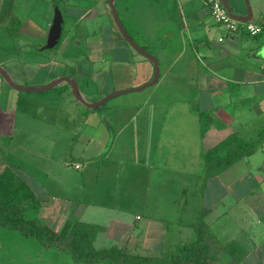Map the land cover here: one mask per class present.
I'll return each instance as SVG.
<instances>
[{
  "label": "crops",
  "instance_id": "0c3cea01",
  "mask_svg": "<svg viewBox=\"0 0 264 264\" xmlns=\"http://www.w3.org/2000/svg\"><path fill=\"white\" fill-rule=\"evenodd\" d=\"M228 1L246 15L245 0ZM249 2L255 23L264 24V0ZM110 3L0 0V67L22 86L76 79L90 103L152 82L153 63L122 36ZM114 4L133 40L158 59L155 85L88 109L66 83L33 97L0 76V138L11 142L20 127V152L24 139L37 136L52 138L49 151L67 144L64 152L77 153L71 161L46 158L32 175L20 157L18 165L2 159L11 149L0 140V166L10 167L35 194L25 204L27 215L56 231L68 220L97 226L96 250L117 247L147 257L195 242L194 225L203 219L218 245L244 249L241 260L225 254L217 264H264V227L259 244L253 230L264 225V33H229L200 0ZM25 9L31 13L26 18ZM57 14L62 35L50 47ZM10 48L26 58L17 60ZM23 93L37 105L19 124L12 114ZM230 137L253 145L254 153L209 174L205 155L226 158L221 146ZM169 239L171 249L156 250Z\"/></svg>",
  "mask_w": 264,
  "mask_h": 264
},
{
  "label": "trees",
  "instance_id": "16d2710c",
  "mask_svg": "<svg viewBox=\"0 0 264 264\" xmlns=\"http://www.w3.org/2000/svg\"><path fill=\"white\" fill-rule=\"evenodd\" d=\"M221 147L228 152L226 158L215 157V152L205 155L209 174L214 170L222 172L254 153L253 145L250 147L237 137H230ZM34 197L31 188L17 178L10 167L0 166V227L21 231L45 248L65 246L73 260L80 264L105 260L109 264H217L225 254L238 261L244 256V249L237 243L218 245L203 219L194 225L196 241L179 247L174 254L147 257L132 255L117 247L96 250L94 241L99 227L68 220L61 230H53L33 215H27L25 204Z\"/></svg>",
  "mask_w": 264,
  "mask_h": 264
},
{
  "label": "rangeland",
  "instance_id": "374dc122",
  "mask_svg": "<svg viewBox=\"0 0 264 264\" xmlns=\"http://www.w3.org/2000/svg\"><path fill=\"white\" fill-rule=\"evenodd\" d=\"M16 8L13 9V12ZM35 11V10H34ZM30 9H25L23 11V16L26 18L31 13ZM17 13H19V10L17 9ZM17 28V26H16ZM15 28V29H16ZM19 36V34H18ZM11 43V40H9ZM13 42L15 40H12ZM9 55H15V58L17 60H20L21 62L26 58L25 56L18 55V52H14L13 49H9L8 51ZM34 57L28 56L27 59H31ZM10 68V67H9ZM15 77H12L13 80L17 84H23L21 81H19V77L17 75H14ZM31 80H29L25 84H29ZM22 86V85H21ZM25 87H32V86H25ZM39 88V87H37ZM43 93L47 94L46 92L42 93H33V97H37L38 95H42ZM29 95V94H28ZM22 99L20 100V104L18 107V112H13L12 117L14 118L16 115L14 113H17L18 117V123L22 124L25 121V115L27 112L32 110L33 114L35 113L37 100H29L30 98L26 99L25 97L27 94H21L20 96ZM36 99V98H35ZM1 91H0V104H1ZM1 111H3V105H1ZM3 118L0 116V123L2 124ZM20 128V127H19ZM19 128L17 129V132L15 134V137L11 142L6 141L5 138H0V140L5 139V147L11 149L5 154H2V159L4 157L8 158L12 165H18L20 158L22 160H25L27 164H25L27 173H30L32 175H37V168L41 164L42 160H46L48 158L49 160H53L51 163L58 162L60 159H65L67 161L75 160L74 157L77 153L71 152V150H68L67 152L63 151L64 147H67V144L59 145L55 151H49L50 150V141L49 139H52L51 137L48 138H39L37 136H28V140L30 142H26L24 139L23 141V147L24 150H19V140L21 137L19 136ZM53 152V153H52ZM20 157V158H19ZM81 162H83L80 159H76ZM31 164V165H30ZM81 168V167H80ZM57 173L58 171L55 170ZM14 174L17 175L14 171ZM233 175H237V172L235 170ZM40 178V177H39ZM57 189L56 186L53 188ZM57 195L59 193L55 191ZM60 193H65V196H67L66 191L60 190ZM45 202V201H44ZM35 217V215H34ZM189 218V217H188ZM190 219V218H189ZM54 222V221H53ZM58 224V223H57ZM261 224V223H260ZM254 224L252 223V226ZM53 226L55 224L53 223ZM264 225H256L253 230L258 234V240L257 244H259L262 241V238L260 235H262ZM59 229V227H58ZM171 242L166 241L164 243H158L156 250L159 251L162 249L164 252L171 249L170 246ZM246 252V250H245ZM0 264H80L73 260L72 255L68 248L65 246L60 247H52V248H45L43 247L40 242L33 238H29L27 235L23 234L21 231L16 230H10L8 228H2L0 227ZM96 264H109L107 260L98 262Z\"/></svg>",
  "mask_w": 264,
  "mask_h": 264
},
{
  "label": "water",
  "instance_id": "95a60500",
  "mask_svg": "<svg viewBox=\"0 0 264 264\" xmlns=\"http://www.w3.org/2000/svg\"><path fill=\"white\" fill-rule=\"evenodd\" d=\"M114 2H115V0H111L110 5L112 8L113 18L115 20V23H116L120 33L125 38V40L129 43V45H131V47L133 49H135V51H137L140 55L145 57L147 60L151 61L154 65L155 74H154V79L152 82L146 83V84L142 85L141 87H137L134 89L124 90V91H116L114 93L107 95L106 97H104L103 99H101L98 102L90 103L82 95V92H81V89L79 87L77 80L73 79V78L61 77V78L55 79L54 81L48 83L45 86L37 88V87H25V86H21V85L17 84L13 80V78L10 76V74L3 67H0V76L3 78V80L12 89L20 91V92H25V93L49 92V91L55 89L56 87H58L59 85L66 83L67 85L70 86V88L72 90V94L75 97V99L78 102H80L82 105L87 107L88 109L99 108V107L103 106L107 101H109L115 97H118V96H121L124 94H128V93L140 92V91L146 89L147 87L155 85L158 82L159 77H160L159 61L154 55H152L151 53H149L148 51L143 49L139 44H137L133 40V38L130 36V34L128 33V31L124 27V25L120 19L119 13L115 7ZM221 2L223 3L224 7L228 11L229 15L235 21L242 22V23H255L257 21L254 17V13L252 11V7L250 5L249 0H245V4H246V8H247L246 15H238L237 13H235L231 3L228 0H221ZM62 26H63L62 18L59 14H57L56 18L54 20V23L52 25V28L50 30V35H49V46L50 47L55 46L60 41L61 35H62Z\"/></svg>",
  "mask_w": 264,
  "mask_h": 264
},
{
  "label": "built area",
  "instance_id": "2783aa9c",
  "mask_svg": "<svg viewBox=\"0 0 264 264\" xmlns=\"http://www.w3.org/2000/svg\"><path fill=\"white\" fill-rule=\"evenodd\" d=\"M208 6L214 22L224 27L229 33L236 34L245 31L252 37H257L264 33L263 23H242L235 21L224 7L221 0H200ZM80 165H76L80 169Z\"/></svg>",
  "mask_w": 264,
  "mask_h": 264
}]
</instances>
